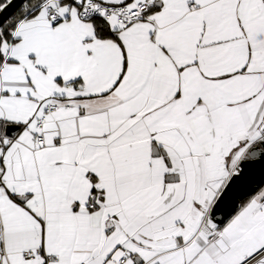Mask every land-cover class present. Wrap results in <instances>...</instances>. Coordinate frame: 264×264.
<instances>
[{
  "label": "snow or ice",
  "instance_id": "6c2138e0",
  "mask_svg": "<svg viewBox=\"0 0 264 264\" xmlns=\"http://www.w3.org/2000/svg\"><path fill=\"white\" fill-rule=\"evenodd\" d=\"M0 264H264V0H0Z\"/></svg>",
  "mask_w": 264,
  "mask_h": 264
}]
</instances>
